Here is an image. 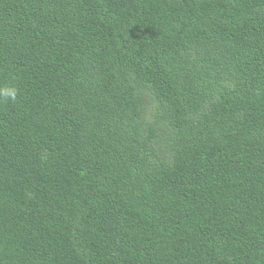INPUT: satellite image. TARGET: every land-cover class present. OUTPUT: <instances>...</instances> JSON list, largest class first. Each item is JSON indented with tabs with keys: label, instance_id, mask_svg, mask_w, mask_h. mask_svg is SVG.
I'll use <instances>...</instances> for the list:
<instances>
[{
	"label": "trees",
	"instance_id": "16d2710c",
	"mask_svg": "<svg viewBox=\"0 0 264 264\" xmlns=\"http://www.w3.org/2000/svg\"><path fill=\"white\" fill-rule=\"evenodd\" d=\"M0 264H264V0H0Z\"/></svg>",
	"mask_w": 264,
	"mask_h": 264
},
{
	"label": "clouds",
	"instance_id": "9594fccd",
	"mask_svg": "<svg viewBox=\"0 0 264 264\" xmlns=\"http://www.w3.org/2000/svg\"><path fill=\"white\" fill-rule=\"evenodd\" d=\"M19 95V89L13 85H5L0 87V101H10L15 103Z\"/></svg>",
	"mask_w": 264,
	"mask_h": 264
}]
</instances>
